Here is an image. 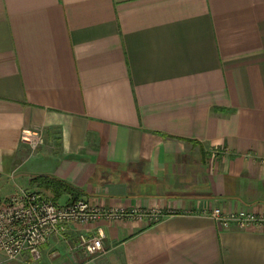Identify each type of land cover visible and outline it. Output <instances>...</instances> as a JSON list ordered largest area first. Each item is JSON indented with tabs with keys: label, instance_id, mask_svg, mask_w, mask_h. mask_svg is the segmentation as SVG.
Instances as JSON below:
<instances>
[{
	"label": "crops",
	"instance_id": "1",
	"mask_svg": "<svg viewBox=\"0 0 264 264\" xmlns=\"http://www.w3.org/2000/svg\"><path fill=\"white\" fill-rule=\"evenodd\" d=\"M39 176L164 216L69 223L0 264H264V228L207 216L264 214V0H0V203L52 197Z\"/></svg>",
	"mask_w": 264,
	"mask_h": 264
},
{
	"label": "built area",
	"instance_id": "2",
	"mask_svg": "<svg viewBox=\"0 0 264 264\" xmlns=\"http://www.w3.org/2000/svg\"><path fill=\"white\" fill-rule=\"evenodd\" d=\"M21 140L31 150L43 143L37 130L27 129ZM215 155V153L213 154ZM164 216L159 209H140L123 205L102 206L91 200L77 198L69 203L57 204L40 192L23 190L0 203V253L7 259L28 254L33 260L41 257V246L51 237L64 232L69 223L91 225L99 221H121L125 219L156 222ZM207 216L221 228L236 225L240 228H264V214L244 209L224 211L213 208ZM104 233L99 228L95 234H78L77 243L89 256L104 252Z\"/></svg>",
	"mask_w": 264,
	"mask_h": 264
},
{
	"label": "trees",
	"instance_id": "3",
	"mask_svg": "<svg viewBox=\"0 0 264 264\" xmlns=\"http://www.w3.org/2000/svg\"><path fill=\"white\" fill-rule=\"evenodd\" d=\"M33 182L37 184L38 187L42 190L51 189L53 191L52 197L48 198L52 199L55 203L57 202L59 196L63 193H69L73 195V199L75 200L78 198L76 189L74 187H71L63 182H57L54 179H51L49 177L39 176L35 177L33 179Z\"/></svg>",
	"mask_w": 264,
	"mask_h": 264
},
{
	"label": "rangeland",
	"instance_id": "4",
	"mask_svg": "<svg viewBox=\"0 0 264 264\" xmlns=\"http://www.w3.org/2000/svg\"><path fill=\"white\" fill-rule=\"evenodd\" d=\"M214 153H216V152H212L211 154H212V159L214 158L213 156H215V155H213ZM61 203V202H60ZM148 222V221H147ZM149 223H151V222H149Z\"/></svg>",
	"mask_w": 264,
	"mask_h": 264
}]
</instances>
